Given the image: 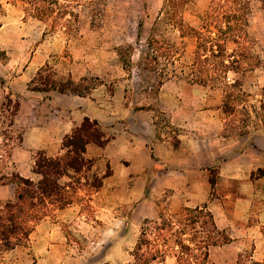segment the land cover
I'll return each mask as SVG.
<instances>
[{
    "label": "crops",
    "instance_id": "1",
    "mask_svg": "<svg viewBox=\"0 0 264 264\" xmlns=\"http://www.w3.org/2000/svg\"><path fill=\"white\" fill-rule=\"evenodd\" d=\"M33 60L14 77L0 62V106L9 93L20 97L12 129L18 125L22 134L19 146L11 148V170L3 169L0 175L19 173L37 181L36 155L62 154L65 136L86 116L98 119L110 137L105 147L88 145V157L95 159L92 172L101 175L109 168L111 173L102 187L90 194L79 187L82 201L45 216L27 244L1 254L0 264H91L84 255L70 252L66 229L71 223L102 222L113 232L121 227L127 230L135 227L132 216L136 221L160 218V210L149 204H157L153 197L164 194L172 213L184 205H206L217 226L232 238L229 243L212 246L206 264L264 263V128L249 126L233 135L226 128L224 97L212 89L206 93L207 88L199 84L182 94L162 88L164 109L179 128H156L149 114L153 110H136L132 103L126 105L124 98L118 103L102 101L97 93L80 96L30 90L28 83L40 68ZM255 73L248 71L242 89L251 97H261L258 90L264 88V71L262 76ZM15 199V184H0V203ZM134 202L139 205L130 217L125 211ZM85 203L95 211V219L86 218ZM106 263L110 264H101Z\"/></svg>",
    "mask_w": 264,
    "mask_h": 264
},
{
    "label": "rangeland",
    "instance_id": "2",
    "mask_svg": "<svg viewBox=\"0 0 264 264\" xmlns=\"http://www.w3.org/2000/svg\"><path fill=\"white\" fill-rule=\"evenodd\" d=\"M211 1L187 0L182 6L169 7L167 0H65L78 13L79 21L67 16L73 19L71 29L52 30L50 25L26 14L20 1L0 0V62L8 67L11 77L22 73L33 59L40 68L49 63L60 80L73 78L82 84V89L90 87L87 96L97 93L102 101L118 103L124 98V103H132L136 110H153L149 114L154 117L156 128H179L171 123L164 109L162 88L164 92L175 90L182 94L189 93L191 85H204L206 93L212 89L228 103L226 128H230L233 135L249 126L264 128V88L258 90L261 97H251L242 87L240 95L238 88L232 87L237 81L242 83L248 71L263 75L264 0H250L247 36L234 40L224 37V22L207 18ZM206 30L212 31L214 44L225 42L223 58L238 61V69L236 63L226 61L237 71L225 73L220 59L215 60L213 66L197 64L198 50L208 52L209 46L198 48L202 41L197 32ZM207 68L213 70L207 73ZM4 82L2 79V84ZM196 103L203 105L202 101ZM1 108L2 104L0 111ZM9 124L8 118L0 119V173L3 169L11 170V148L20 144L10 138L13 133ZM15 129L21 131L18 125ZM75 180L63 181L73 182L75 187L91 193L86 181L77 185ZM153 192L156 195V188ZM153 199L157 204H149L151 209L160 210L159 214L165 217L175 214L169 211L166 194ZM137 205L139 202L127 207L126 214L131 217ZM84 209L89 221L95 219L90 204L85 203ZM132 220L135 227L127 230L121 227L114 232L102 222L71 223L66 229L70 252L84 255L91 264L106 261L132 264V253L144 222L136 221L135 216ZM174 260L170 256L167 263L175 264Z\"/></svg>",
    "mask_w": 264,
    "mask_h": 264
},
{
    "label": "trees",
    "instance_id": "3",
    "mask_svg": "<svg viewBox=\"0 0 264 264\" xmlns=\"http://www.w3.org/2000/svg\"><path fill=\"white\" fill-rule=\"evenodd\" d=\"M24 5L29 16L40 19L52 30L58 28L71 29L73 19L79 21V15L65 0H17ZM169 7H179L187 0H167ZM250 13V0H212L207 18L214 22H224L222 33L228 40L247 36L246 26ZM70 16L73 19L67 18ZM1 27V25H0ZM236 31V32H235ZM200 44L208 46V52L198 50L197 64L203 67L213 66L215 60L220 59L224 72L237 71L226 63L223 58L224 43L214 44L212 31L197 32ZM222 41V40H221ZM229 61V60H228ZM230 62V61H229ZM237 69L240 67L238 61ZM210 73L213 68H207ZM233 88H238V95L242 94V83L235 82ZM32 91H59L86 96L90 87L82 89V84L73 78L60 80L54 68L46 63L35 77L28 83ZM7 94L2 103L0 119L8 118L11 132L10 138L22 141V134H16L13 128L15 117L20 110V97ZM224 111L229 112L228 103L224 101ZM9 116H8V114ZM110 137L104 131L98 119L86 116L81 125L66 135L62 149L63 153L48 156L39 152L35 157L34 172L39 176L37 181L13 173L10 177L0 175V184L12 182L16 186V199L0 203V254L14 248L16 245H25L30 233L37 223L45 216L58 209H63L84 198L77 194L78 188L73 182H64L66 178L76 179L75 184H81L82 179L87 182L91 191L98 190L104 183L111 170L104 174L92 172L95 159L88 157V145L96 144L105 147ZM2 154L0 153V157ZM7 178V179H6ZM91 181L90 183L88 181ZM212 186L215 179H211ZM89 205V204H88ZM264 233V229H263ZM232 238L226 230L220 229L214 215L206 205L189 207L169 217L163 215L157 220L146 219L143 222L140 236L133 250L132 264H168L167 258L174 257L175 264H206L212 246L229 243ZM108 264V263H106ZM251 264H264L252 262Z\"/></svg>",
    "mask_w": 264,
    "mask_h": 264
}]
</instances>
